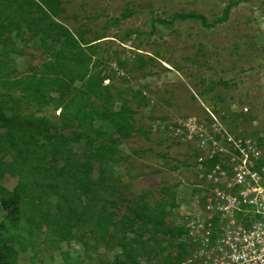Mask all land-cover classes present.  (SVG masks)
I'll return each instance as SVG.
<instances>
[{
    "label": "trees",
    "instance_id": "obj_1",
    "mask_svg": "<svg viewBox=\"0 0 264 264\" xmlns=\"http://www.w3.org/2000/svg\"><path fill=\"white\" fill-rule=\"evenodd\" d=\"M61 12L60 0H0V208L6 214L0 223V264H36L50 250L60 251L62 264H78L61 250L78 241L76 232L121 250L123 260L106 264H141V259L152 264L146 256L160 252L152 244L187 234L184 225L166 226L173 189L165 188L160 201L134 197L126 207L127 186L105 173L107 163H119L123 143L143 135L134 115L146 107L150 91L145 85L134 89L131 82L134 75L144 74L147 62L141 54L127 62L115 56V66L126 75L117 88L108 64L112 54L101 47L107 37L90 39L83 27L68 29L59 22ZM179 20L205 24L202 16H171V22ZM29 43L28 49L48 58L19 76L12 56L24 55ZM53 90L56 101L49 96ZM50 104L54 114L48 116L43 111ZM219 163L216 158L202 165L209 171ZM5 174L16 178L11 191L2 186ZM204 203L205 198L200 200ZM122 207L125 213L120 214ZM175 248L179 252L174 258L165 255L164 264H181L192 250L183 243ZM28 253V260L20 261Z\"/></svg>",
    "mask_w": 264,
    "mask_h": 264
},
{
    "label": "rangeland",
    "instance_id": "obj_2",
    "mask_svg": "<svg viewBox=\"0 0 264 264\" xmlns=\"http://www.w3.org/2000/svg\"><path fill=\"white\" fill-rule=\"evenodd\" d=\"M60 2L59 22L68 29L75 32L83 27L90 39L107 37L101 47L112 54L108 64L114 70L115 81L111 84L119 88L126 77L115 66V56L127 62L135 54H141L147 62L144 74L134 75L131 82L134 89L145 85L150 91L146 107L133 109L143 135L123 143L119 163H107L106 177L127 186L122 202L126 207L134 197L160 201L165 188L173 189V205L165 210L166 226L172 229L184 225L187 234L180 238L162 237L159 246L151 245L160 249L158 255L146 257L152 264H164V256L174 258L179 252L175 246L183 243L192 250L181 264H200L195 257L204 242L202 227L211 222L212 233H219L225 226V218L206 208L203 193L206 183L202 175L207 170L198 166V159L202 158L203 163L220 160L218 149H226L228 138L235 141L252 138L258 143L262 141L264 166V0ZM226 8H229L226 19L218 23ZM175 14L202 16L205 24L199 20L171 22ZM31 45L26 46L24 55L12 56L19 76L48 58L43 51L28 49ZM16 46L20 48L22 44L16 40ZM49 96L56 101L58 94L53 90ZM53 106L48 105L44 114H54ZM97 125L108 129L105 123ZM79 147L73 145L76 152L81 151ZM97 169L95 165V176ZM1 183L11 191L16 178L5 174ZM126 207L119 213H125ZM5 216L0 208V223ZM75 235L78 241L61 246V250L78 264L123 260L121 250L113 248V243L109 246L103 241L95 243L82 232ZM30 255L21 256L20 261H27ZM41 259L36 264H62L61 253L56 250L45 251ZM145 262L146 259H141V264Z\"/></svg>",
    "mask_w": 264,
    "mask_h": 264
},
{
    "label": "built area",
    "instance_id": "obj_3",
    "mask_svg": "<svg viewBox=\"0 0 264 264\" xmlns=\"http://www.w3.org/2000/svg\"><path fill=\"white\" fill-rule=\"evenodd\" d=\"M227 141L226 149H218L220 163L202 175L206 208L221 213L225 226L214 234L211 222L202 227L204 242L195 258L200 264H264L263 154L255 139ZM198 164L203 166L202 158Z\"/></svg>",
    "mask_w": 264,
    "mask_h": 264
}]
</instances>
